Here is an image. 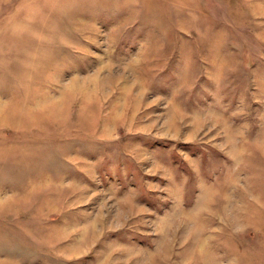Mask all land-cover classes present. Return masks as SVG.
<instances>
[{"label":"rangeland","instance_id":"rangeland-1","mask_svg":"<svg viewBox=\"0 0 264 264\" xmlns=\"http://www.w3.org/2000/svg\"><path fill=\"white\" fill-rule=\"evenodd\" d=\"M0 264H264V0H0Z\"/></svg>","mask_w":264,"mask_h":264}]
</instances>
